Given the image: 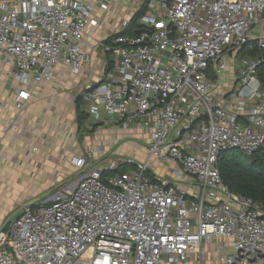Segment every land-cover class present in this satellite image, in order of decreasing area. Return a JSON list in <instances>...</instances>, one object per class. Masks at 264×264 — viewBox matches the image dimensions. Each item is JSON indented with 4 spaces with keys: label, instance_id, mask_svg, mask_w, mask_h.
Wrapping results in <instances>:
<instances>
[{
    "label": "built area",
    "instance_id": "2783aa9c",
    "mask_svg": "<svg viewBox=\"0 0 264 264\" xmlns=\"http://www.w3.org/2000/svg\"><path fill=\"white\" fill-rule=\"evenodd\" d=\"M136 32L103 49L108 70L87 84L88 112L143 135L140 159L72 162L86 171L0 227V264H264V207L231 191L220 153L264 143V0H142ZM105 0H0V68L14 82L20 114L34 84L59 64L79 74L84 38ZM128 25V24H127ZM260 56L238 55L253 31ZM240 66L225 84L229 62ZM9 129H14L10 120ZM120 164L125 170L108 174ZM153 164L166 167L163 181Z\"/></svg>",
    "mask_w": 264,
    "mask_h": 264
},
{
    "label": "crops",
    "instance_id": "0c3cea01",
    "mask_svg": "<svg viewBox=\"0 0 264 264\" xmlns=\"http://www.w3.org/2000/svg\"><path fill=\"white\" fill-rule=\"evenodd\" d=\"M105 1L108 8H95L98 24L82 43L89 55L84 71L72 74L59 64L51 80L34 84L20 114L14 108V82L0 68V227L8 223L4 221L6 203L21 200V209L22 205L41 199L40 195L55 191L62 183L55 182L51 174L60 172V176H68L66 166H69L73 170L71 175H75L72 160L85 150L96 151L94 164H106L113 158L121 160L129 155L138 160L145 152L140 147L143 135L133 124L123 130L114 119L108 120L102 109L100 120H95L88 112L90 102L83 97L85 86L95 85L108 70L110 55L103 45H109L117 32L126 31L142 7V0ZM254 33L256 36L257 31ZM254 33L247 45L252 44ZM235 62H229L225 84L231 82L240 66ZM11 119L14 129L8 127ZM166 167L153 164L154 171L159 174L158 169L162 170L159 175L169 182ZM203 249L205 264H218L216 244H205Z\"/></svg>",
    "mask_w": 264,
    "mask_h": 264
},
{
    "label": "trees",
    "instance_id": "16d2710c",
    "mask_svg": "<svg viewBox=\"0 0 264 264\" xmlns=\"http://www.w3.org/2000/svg\"><path fill=\"white\" fill-rule=\"evenodd\" d=\"M142 7L132 18L129 28L122 33L136 32L135 21L142 12ZM251 49L246 46L241 48V52L252 57L260 56V50L256 41L252 40ZM257 77L261 83H264V58L260 60L257 66ZM217 169L224 183L229 189L243 196L251 197L264 207V143L261 147L250 154H246L238 149H228L220 153L216 163ZM126 165L120 164L116 169H110L108 174H114L125 170Z\"/></svg>",
    "mask_w": 264,
    "mask_h": 264
},
{
    "label": "rangeland",
    "instance_id": "374dc122",
    "mask_svg": "<svg viewBox=\"0 0 264 264\" xmlns=\"http://www.w3.org/2000/svg\"><path fill=\"white\" fill-rule=\"evenodd\" d=\"M253 33H254V31H253ZM254 36H255V33H254ZM252 47H253V44H248L246 46V48H249V49H251ZM246 48L244 49V52H241V50H240L238 55H244L245 51H246ZM235 65L236 66L238 65V60H236ZM7 78L9 80H11V77H9V76ZM9 86H10V84H9ZM93 163H94V160L90 159L89 160V165H91ZM66 167H67V171H69L70 175H68V176H63L62 175V176H60V174H59L60 172H58V174H57L58 176L55 175V174H51V178L52 179H56L57 181H55V182H58L59 184L62 183V185H73L74 182L77 180V178L80 177L87 170L86 167H76L75 166L76 167L75 168V175H71L73 170H71V168L69 166H66ZM160 171H162V170L158 169V173L159 174H160ZM159 174L156 173V175L159 176L163 181L167 179L166 177L165 178L161 177ZM45 196H46V193L40 195L39 198H43ZM21 203H22L21 200H17V201L14 200V202L12 201V202L6 203V206H5V209H4L7 212L6 218L4 219L5 222L9 221L12 217H14L15 215H17L20 212Z\"/></svg>",
    "mask_w": 264,
    "mask_h": 264
}]
</instances>
